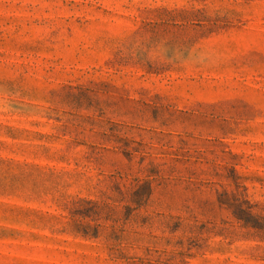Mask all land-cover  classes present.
Segmentation results:
<instances>
[{
  "label": "rangeland",
  "instance_id": "1",
  "mask_svg": "<svg viewBox=\"0 0 264 264\" xmlns=\"http://www.w3.org/2000/svg\"><path fill=\"white\" fill-rule=\"evenodd\" d=\"M0 264H264V0H0Z\"/></svg>",
  "mask_w": 264,
  "mask_h": 264
}]
</instances>
